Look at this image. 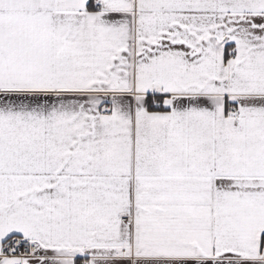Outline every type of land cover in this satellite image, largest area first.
<instances>
[{
    "label": "snow or ice",
    "instance_id": "snow-or-ice-1",
    "mask_svg": "<svg viewBox=\"0 0 264 264\" xmlns=\"http://www.w3.org/2000/svg\"><path fill=\"white\" fill-rule=\"evenodd\" d=\"M0 264H264V0H0Z\"/></svg>",
    "mask_w": 264,
    "mask_h": 264
}]
</instances>
